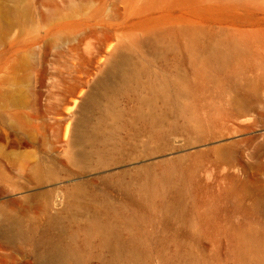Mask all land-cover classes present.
<instances>
[{
    "label": "rangeland",
    "instance_id": "rangeland-1",
    "mask_svg": "<svg viewBox=\"0 0 264 264\" xmlns=\"http://www.w3.org/2000/svg\"><path fill=\"white\" fill-rule=\"evenodd\" d=\"M117 55L137 79L80 155ZM0 208L35 233L0 234V264H47L54 218L83 264L114 258L105 228L142 264H264V0H0Z\"/></svg>",
    "mask_w": 264,
    "mask_h": 264
},
{
    "label": "bare ground",
    "instance_id": "bare-ground-1",
    "mask_svg": "<svg viewBox=\"0 0 264 264\" xmlns=\"http://www.w3.org/2000/svg\"><path fill=\"white\" fill-rule=\"evenodd\" d=\"M138 73V68L132 65L125 55H117L109 62L105 72L97 77L80 97L77 117L72 128V144L79 147H83L84 144H94L106 126L105 120L107 118L114 120L117 116L111 106L114 93L135 81ZM96 109L99 114L93 118L92 114ZM82 147L78 153L87 156L89 151ZM23 216L0 208V234L6 238L33 237L34 225L24 221ZM55 222V218L51 219L44 229L36 234V236L39 234L36 237L39 256L47 264H83L78 248L67 240L64 230L58 226L54 230L57 225L54 226ZM104 238L115 251L114 258L107 264H116L117 257L124 253L126 258L123 264H142V253L138 245L134 243L127 246L111 228H105Z\"/></svg>",
    "mask_w": 264,
    "mask_h": 264
}]
</instances>
